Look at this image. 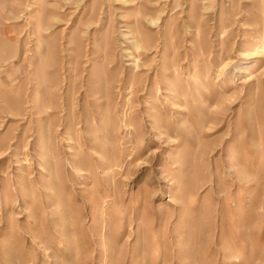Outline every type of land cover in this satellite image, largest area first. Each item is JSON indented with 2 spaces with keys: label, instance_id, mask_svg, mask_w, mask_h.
Instances as JSON below:
<instances>
[{
  "label": "rangeland",
  "instance_id": "374dc122",
  "mask_svg": "<svg viewBox=\"0 0 264 264\" xmlns=\"http://www.w3.org/2000/svg\"><path fill=\"white\" fill-rule=\"evenodd\" d=\"M0 264H264V0H0Z\"/></svg>",
  "mask_w": 264,
  "mask_h": 264
}]
</instances>
